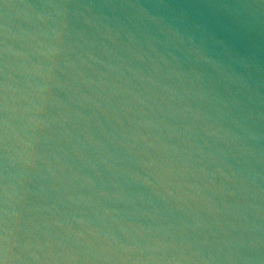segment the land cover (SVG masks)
<instances>
[{"label": "clouds", "instance_id": "clouds-1", "mask_svg": "<svg viewBox=\"0 0 264 264\" xmlns=\"http://www.w3.org/2000/svg\"><path fill=\"white\" fill-rule=\"evenodd\" d=\"M0 264H264V0H0Z\"/></svg>", "mask_w": 264, "mask_h": 264}]
</instances>
